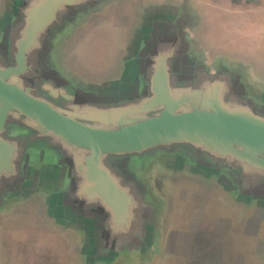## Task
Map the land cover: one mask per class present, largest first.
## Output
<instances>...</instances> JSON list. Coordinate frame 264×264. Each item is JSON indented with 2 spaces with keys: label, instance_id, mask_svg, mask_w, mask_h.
<instances>
[{
  "label": "rangeland",
  "instance_id": "rangeland-1",
  "mask_svg": "<svg viewBox=\"0 0 264 264\" xmlns=\"http://www.w3.org/2000/svg\"><path fill=\"white\" fill-rule=\"evenodd\" d=\"M49 6V13L38 22L25 23L23 15L20 28L15 19L12 29L0 30V71L20 68L21 52L24 68L8 80L77 120L104 128L134 121L135 107L130 104L136 94L124 96L120 101L127 103L115 108L109 97L101 100L94 80L101 77L103 85L114 78L139 75L152 91L148 99L142 89L143 102L158 101L155 89L161 83L165 95L181 107L208 108L213 102L264 123V48L260 56L249 50L242 56L234 46L210 47L208 42H98L103 32L93 31L92 26L107 17L94 15L93 10L109 6L107 0H88L85 5L78 0H55ZM127 106L132 107L130 111ZM139 109L140 116L155 113L145 112L146 104ZM233 145L239 151L230 154V148L208 138L166 140L106 155L103 165L89 172L86 150L10 112L0 128V243L5 245V263L45 262L40 248L56 249L62 233L71 237V244L67 241L63 249L75 244L84 248L86 261H92L96 244H101L98 217L113 213L116 186L122 201L144 204L150 214L156 205L172 206L177 199L208 204V149L225 153L210 161L232 168L229 186L264 191L263 157ZM98 172L102 175L97 178ZM100 205L107 210L101 212ZM27 232L32 247H24L22 235Z\"/></svg>",
  "mask_w": 264,
  "mask_h": 264
},
{
  "label": "crops",
  "instance_id": "crops-1",
  "mask_svg": "<svg viewBox=\"0 0 264 264\" xmlns=\"http://www.w3.org/2000/svg\"><path fill=\"white\" fill-rule=\"evenodd\" d=\"M54 1L0 0V30L12 29L15 19L20 28L23 15L25 23L38 22L49 13ZM107 1L109 6L103 10H93L94 15L107 17L92 26L93 31L103 32L98 42H208L210 47L234 46L242 56L248 50L260 56L257 54L264 48V0ZM87 3L88 0H78L80 5ZM140 78L122 76L102 85L98 77L94 83L99 86L101 100L109 97L110 106L115 108L127 103L121 98L136 94L130 104L135 107V120L143 115L139 109L143 104L145 112L159 106L156 100L141 101L143 88L148 99L152 91L150 83ZM132 107L127 106L126 111ZM222 154L225 153L208 149L210 160L222 158ZM210 160L208 204L177 199L172 206L156 205L150 214L144 204L122 201L116 186L113 213L98 217L101 244H96L92 261H86L84 248L75 244L63 249L71 237L62 233L56 249L51 245L40 248L44 249L46 261L39 264H264V191L238 184L229 186L232 168L227 164L215 166ZM99 208L101 212L107 210L104 205ZM28 235H22L24 247H32ZM5 254V245L0 243V264H10L5 263Z\"/></svg>",
  "mask_w": 264,
  "mask_h": 264
},
{
  "label": "water",
  "instance_id": "water-1",
  "mask_svg": "<svg viewBox=\"0 0 264 264\" xmlns=\"http://www.w3.org/2000/svg\"><path fill=\"white\" fill-rule=\"evenodd\" d=\"M18 53V67L0 71V128L10 112L23 115L33 125L52 133L68 144L87 151L85 164L88 171L103 165L106 155L137 151L153 143L166 140L208 138L220 146L239 151L233 144L251 150L263 157L264 123L210 103L208 108L187 109L176 99L165 95V86L156 83L159 106L152 115L140 116L134 121L116 127L85 124L46 99L36 97L26 89L8 80L12 73L24 68ZM100 122V120H97ZM101 172L96 174L98 178ZM95 176V175H94Z\"/></svg>",
  "mask_w": 264,
  "mask_h": 264
}]
</instances>
